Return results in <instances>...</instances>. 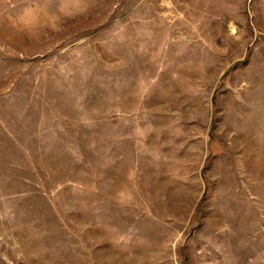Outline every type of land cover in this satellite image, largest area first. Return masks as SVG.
Returning <instances> with one entry per match:
<instances>
[{"label": "rangeland", "instance_id": "rangeland-1", "mask_svg": "<svg viewBox=\"0 0 264 264\" xmlns=\"http://www.w3.org/2000/svg\"><path fill=\"white\" fill-rule=\"evenodd\" d=\"M0 264H264V0H0Z\"/></svg>", "mask_w": 264, "mask_h": 264}]
</instances>
